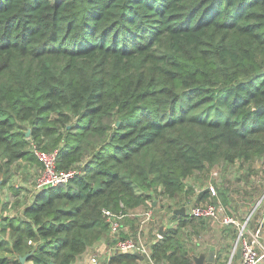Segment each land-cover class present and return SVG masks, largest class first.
Returning a JSON list of instances; mask_svg holds the SVG:
<instances>
[{"label": "trees", "instance_id": "obj_1", "mask_svg": "<svg viewBox=\"0 0 264 264\" xmlns=\"http://www.w3.org/2000/svg\"><path fill=\"white\" fill-rule=\"evenodd\" d=\"M55 150L65 182L12 213L0 199V264H75L109 233L104 208L164 195L173 211L166 196L220 162L247 164V181L264 157V0H0V189ZM174 215L152 257L194 264L180 232L194 218Z\"/></svg>", "mask_w": 264, "mask_h": 264}, {"label": "rangeland", "instance_id": "obj_2", "mask_svg": "<svg viewBox=\"0 0 264 264\" xmlns=\"http://www.w3.org/2000/svg\"><path fill=\"white\" fill-rule=\"evenodd\" d=\"M257 159L255 168L251 171V177L245 184V179L241 177H243V175L245 176L246 172L248 173L247 164L236 162L229 165L225 162H220L218 165L206 167L201 171H195L192 175L188 176L184 181L186 188L191 189L192 192L186 195L182 192V194L178 193L166 196V202L164 204H170L174 212L181 206L189 208L193 200L199 202L197 197L201 191L213 186L215 189L219 187L220 189L225 188L228 191L229 200L227 205L232 209L233 214L237 218L238 210L242 213H251L255 209L254 206L257 200L260 199L264 192V157H262V159ZM258 165L260 166L258 167ZM15 168L17 172L13 174L10 180L0 189V199L9 200L7 212L11 213L17 211V207L27 201L26 197L30 194V190L34 186H37L38 183H40L42 187L50 186V181H47V178L52 176L47 170L44 171L41 168H37V166L25 160H21L16 164ZM221 178L223 180L220 181ZM252 181H260L262 187L257 191L254 190V186L251 184L253 183ZM11 186L20 189H24V187L27 188L25 192L18 191L19 193L16 195V191L10 190ZM256 192H258L257 195H255ZM154 199H156L153 205L155 222L152 226V230L156 229L157 226L158 229L160 226L164 227V229L174 226L178 221V217L174 215L173 211L168 210L166 206L160 207L161 203L164 201V195L157 196V198ZM209 199L210 198L202 200L208 201ZM11 203L13 204L11 205ZM149 203L150 202L147 201L145 205L139 206L138 210H141L144 206L151 205V203ZM255 210L253 214L254 217L260 214L262 215L264 213V205H259ZM185 215H187V213ZM200 222V218H194L193 222L186 223L180 231L182 235L181 239L189 250L191 257L193 255H198L201 251H204L206 255H208L209 250L214 249L217 251L218 255V257H215V263L227 264L230 260L234 243L237 240V230L235 229L232 231V225L217 226L207 220L205 221L206 224L202 225ZM153 236H155V234L151 231L148 239L150 240ZM110 245L109 233L103 234L97 240H93L92 243L79 254L75 264H106L107 259L115 253L110 251ZM93 255L96 256V261L93 260ZM234 256L235 254L232 255L230 264L235 263L236 257Z\"/></svg>", "mask_w": 264, "mask_h": 264}, {"label": "built area", "instance_id": "obj_3", "mask_svg": "<svg viewBox=\"0 0 264 264\" xmlns=\"http://www.w3.org/2000/svg\"><path fill=\"white\" fill-rule=\"evenodd\" d=\"M37 155L45 165L44 171L47 170L52 175L47 178V181H50V186L65 182L74 173L73 170L55 171L56 150L51 153L37 151ZM37 186L42 187L40 183ZM209 190L212 195L210 199H212L217 192L213 186H210ZM210 199L204 202L193 200L189 208L185 206L187 215L191 218L207 219L217 226H234L238 235L232 248L230 260L232 255H237V250H239V264H264V213L255 217L253 215L259 205H264V192L257 200L254 211L243 213L238 218L233 214L232 209L227 204H223L217 197L215 200ZM151 205L144 206L141 210H138V207H123L116 210L104 208L102 210L103 217L109 226L110 251L139 252L142 255V258H138L139 264H167L164 261L157 262L151 254L152 244L162 237L158 226L152 230L155 218L154 208ZM121 206L123 205L121 204ZM151 231L155 236L149 240ZM92 258L96 261L95 255ZM230 260L227 264H230Z\"/></svg>", "mask_w": 264, "mask_h": 264}, {"label": "water", "instance_id": "obj_4", "mask_svg": "<svg viewBox=\"0 0 264 264\" xmlns=\"http://www.w3.org/2000/svg\"><path fill=\"white\" fill-rule=\"evenodd\" d=\"M175 213L185 215L186 213L185 206H181L179 209H176ZM159 231L162 234V236L166 234V229H164V227L162 226L159 227ZM134 254L139 258H142V255L139 252H134ZM237 256H240L239 250H237ZM215 257H216L215 250L210 249L208 255H206L204 251H201L199 252L198 255H193L192 259L194 264H215ZM20 260L21 262H24L25 256H22Z\"/></svg>", "mask_w": 264, "mask_h": 264}, {"label": "crops", "instance_id": "obj_5", "mask_svg": "<svg viewBox=\"0 0 264 264\" xmlns=\"http://www.w3.org/2000/svg\"><path fill=\"white\" fill-rule=\"evenodd\" d=\"M241 178H243V177H241ZM221 180H223L222 178L220 179V181ZM247 181L246 180H244V184L246 183ZM253 182V181H252ZM257 193V192H256ZM240 210H238V212H239ZM106 253H107V250H106ZM239 261H240V259H239V256H237L236 255V261H235V263L234 264H239Z\"/></svg>", "mask_w": 264, "mask_h": 264}]
</instances>
